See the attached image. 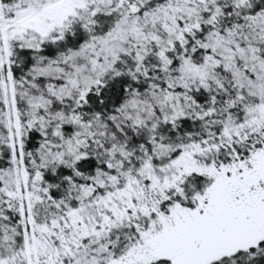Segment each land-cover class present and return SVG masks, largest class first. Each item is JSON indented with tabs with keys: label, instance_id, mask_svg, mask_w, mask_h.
<instances>
[{
	"label": "snow or ice",
	"instance_id": "6c2138e0",
	"mask_svg": "<svg viewBox=\"0 0 264 264\" xmlns=\"http://www.w3.org/2000/svg\"><path fill=\"white\" fill-rule=\"evenodd\" d=\"M0 264H264V0H0Z\"/></svg>",
	"mask_w": 264,
	"mask_h": 264
}]
</instances>
